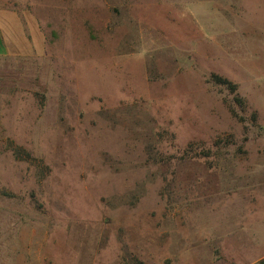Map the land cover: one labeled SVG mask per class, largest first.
Returning <instances> with one entry per match:
<instances>
[{
  "label": "rangeland",
  "instance_id": "obj_1",
  "mask_svg": "<svg viewBox=\"0 0 264 264\" xmlns=\"http://www.w3.org/2000/svg\"><path fill=\"white\" fill-rule=\"evenodd\" d=\"M0 25V264H264V0H0Z\"/></svg>",
  "mask_w": 264,
  "mask_h": 264
},
{
  "label": "crops",
  "instance_id": "obj_2",
  "mask_svg": "<svg viewBox=\"0 0 264 264\" xmlns=\"http://www.w3.org/2000/svg\"><path fill=\"white\" fill-rule=\"evenodd\" d=\"M8 41V38L4 34L3 27L0 25V55L13 53L12 46Z\"/></svg>",
  "mask_w": 264,
  "mask_h": 264
},
{
  "label": "trees",
  "instance_id": "obj_3",
  "mask_svg": "<svg viewBox=\"0 0 264 264\" xmlns=\"http://www.w3.org/2000/svg\"><path fill=\"white\" fill-rule=\"evenodd\" d=\"M217 79H219V78H217ZM219 82H221V83H223V84H225V85H231L232 87V90L234 91L235 90V86L234 85H232V84H230V82L229 81H227V80H221V78H220V80H218Z\"/></svg>",
  "mask_w": 264,
  "mask_h": 264
}]
</instances>
